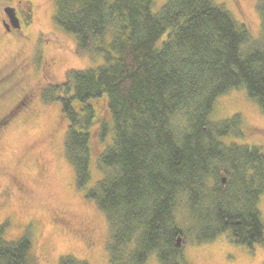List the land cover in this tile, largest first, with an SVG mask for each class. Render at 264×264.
Returning <instances> with one entry per match:
<instances>
[{"label": "trees", "instance_id": "1", "mask_svg": "<svg viewBox=\"0 0 264 264\" xmlns=\"http://www.w3.org/2000/svg\"><path fill=\"white\" fill-rule=\"evenodd\" d=\"M156 2L52 0V22L74 39L76 54L102 62L68 71L40 95L67 121L63 154L75 188L90 181L92 103L102 100L108 119L98 123L99 141L109 135L110 143L97 158L102 177L84 197L108 224L111 264H145L151 255L186 264L187 241L224 233L264 247V154L235 143L245 134L238 115L210 121L217 99L235 90L264 114V0L258 40L213 0H165L154 10ZM2 234L0 264H30L29 239ZM57 264L88 263L65 256Z\"/></svg>", "mask_w": 264, "mask_h": 264}, {"label": "rangeland", "instance_id": "2", "mask_svg": "<svg viewBox=\"0 0 264 264\" xmlns=\"http://www.w3.org/2000/svg\"><path fill=\"white\" fill-rule=\"evenodd\" d=\"M29 1L34 12L28 22L24 18L26 25L19 36L5 35L0 24V76L14 74L6 98L0 96L2 238L15 242L27 237L30 264H57L65 256L88 264H111L106 248L108 224L95 204L84 197L85 190L102 177L97 158L110 143L109 135L99 141L98 123L108 119L104 101L92 103L97 122L90 130V181L78 191L72 167L63 154L67 121L58 103H44L40 98L48 87L64 83L68 71L93 69L102 62L100 58L76 54L74 39L52 22V0H21L22 6L27 8ZM164 1L157 0L154 10ZM213 2L244 24L251 39L261 37L257 0ZM8 3L0 1V20ZM3 88L1 85L0 90ZM15 102L20 103L14 107ZM234 115L241 118L245 132L235 143L258 147L264 154V114L243 90L219 97L210 121ZM257 210L264 224V193ZM182 255L186 264H264V247L237 245L228 233L204 243L187 241ZM145 264H158L156 256H149Z\"/></svg>", "mask_w": 264, "mask_h": 264}, {"label": "flooded vegetation", "instance_id": "3", "mask_svg": "<svg viewBox=\"0 0 264 264\" xmlns=\"http://www.w3.org/2000/svg\"><path fill=\"white\" fill-rule=\"evenodd\" d=\"M13 1L14 0H11V2H9L7 4V6H5V7H10L12 9H14V12H15L16 18L18 20L19 26L17 28H13L11 23L9 22L7 16L4 14V12L1 16L0 24L2 26V29L5 32V35L19 36L22 32V29L26 25L25 24L26 22H24V18H26V16L31 17V14L34 12V9H33L34 5L31 1H29L27 8H24L22 6L23 4H22L21 0H16L14 4H13ZM4 25L7 26L8 29H6L4 27ZM12 73H13V71H12ZM12 77H14V74H11V73L5 74L2 77L0 76V87H1V85H2V87H4L2 90H0L1 99L6 98L7 94L9 93L10 90H8V88L10 86L11 79H13ZM18 103H20V102H17V103L15 102L14 107H16ZM22 106H24V105H22Z\"/></svg>", "mask_w": 264, "mask_h": 264}, {"label": "water", "instance_id": "4", "mask_svg": "<svg viewBox=\"0 0 264 264\" xmlns=\"http://www.w3.org/2000/svg\"><path fill=\"white\" fill-rule=\"evenodd\" d=\"M3 12L7 16V18L9 20V22L11 23L12 27L13 28H17L19 26V24H18V20L16 18V15H15L14 9H12L10 7H5L3 9ZM4 27L6 29H8L7 26L4 25ZM222 182H224V178H222ZM176 246L177 247H180L181 246V239L179 237L176 240Z\"/></svg>", "mask_w": 264, "mask_h": 264}]
</instances>
